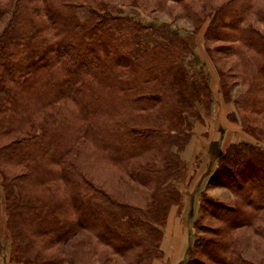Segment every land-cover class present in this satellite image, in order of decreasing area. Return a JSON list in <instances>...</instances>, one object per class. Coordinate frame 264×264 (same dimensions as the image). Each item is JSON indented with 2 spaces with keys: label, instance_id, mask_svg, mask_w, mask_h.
<instances>
[{
  "label": "trees",
  "instance_id": "trees-1",
  "mask_svg": "<svg viewBox=\"0 0 264 264\" xmlns=\"http://www.w3.org/2000/svg\"><path fill=\"white\" fill-rule=\"evenodd\" d=\"M167 1L197 30L210 19L205 42L222 43L216 53L233 62L216 67L224 103L235 106L228 118L256 141L210 151L218 162L210 183L236 200L204 201L223 227L196 236L186 264H264L247 253L251 240L264 239V0ZM0 23V185L11 260L74 264L93 239L131 264L161 260L168 215L184 197L181 154L195 125L217 115L210 81L188 61L191 43L109 0H0Z\"/></svg>",
  "mask_w": 264,
  "mask_h": 264
},
{
  "label": "rangeland",
  "instance_id": "rangeland-1",
  "mask_svg": "<svg viewBox=\"0 0 264 264\" xmlns=\"http://www.w3.org/2000/svg\"><path fill=\"white\" fill-rule=\"evenodd\" d=\"M225 1L227 0H220V2ZM109 2L115 3L125 15L134 14L139 22L147 26H151L152 28L166 26L180 35L185 36L191 43L195 52V57H191L188 61H192L195 64L194 70L196 73H204L207 76L214 93V98L218 104L216 107L217 115L214 120H204L195 125L194 131L197 142L194 146V151L192 150L191 158L184 161L186 164V171L182 179L183 183L178 186L184 196L180 210H185V221L189 224L192 231V247L196 236H205L202 232L217 231L223 227V224L219 220L206 214L203 209L204 201L210 199L221 202L227 206H232L236 200L230 190L220 186H214L210 183L211 175H207V172L213 173L218 168V162L215 161V153H210V151L214 149L215 151H220V153L226 152L230 143L246 142L256 144L255 140L242 132L241 126L238 123L228 118L230 112L226 111V106H222L224 99L221 94L216 67L218 65L222 69L228 70L233 62H225L226 60H223L222 56L216 53L215 48L223 45L222 43L207 44L205 42L204 34L210 23V19H207L203 26L197 30L194 28L193 22L184 18L181 6L171 1L109 0ZM257 26L264 32V25L259 24ZM2 29L3 23H0V31ZM158 42L159 41L154 38H149L148 40V43L151 45ZM208 49H212L215 52H213V55L215 59L218 60V64L212 61ZM221 58L222 61L219 62ZM188 61L184 63L186 64ZM239 90V87L233 90L232 94L234 97L237 96ZM107 189L109 191L113 190V188L108 187V185ZM248 232L249 231L246 232L247 237L252 235V232ZM0 241V264H16L11 260L12 248L5 226L4 197L1 185ZM89 250L90 253L88 255L84 254L81 261H77L74 264H105L106 260L109 261L107 264H131V261L126 258L122 259L118 256H114L109 248L99 244L94 239ZM247 251L255 261H259L262 258L264 259V239L254 238L251 240ZM131 257L132 256L129 255L128 258ZM186 260L184 262L185 264ZM200 260L204 262L207 261L204 257H200Z\"/></svg>",
  "mask_w": 264,
  "mask_h": 264
},
{
  "label": "crops",
  "instance_id": "crops-1",
  "mask_svg": "<svg viewBox=\"0 0 264 264\" xmlns=\"http://www.w3.org/2000/svg\"><path fill=\"white\" fill-rule=\"evenodd\" d=\"M231 104L233 103H222V106H226V111L230 112L229 114L235 112V106ZM196 142L197 139L194 136L185 151L181 154L184 161L191 158ZM191 236V228L185 221V210L181 211L180 207H173L168 215L164 239L161 244L163 258L154 261L153 264H183L191 247Z\"/></svg>",
  "mask_w": 264,
  "mask_h": 264
}]
</instances>
